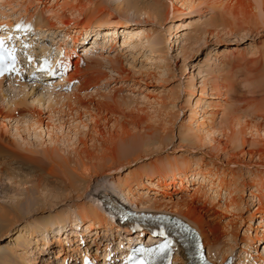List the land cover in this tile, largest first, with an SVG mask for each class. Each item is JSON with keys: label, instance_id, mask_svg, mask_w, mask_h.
I'll list each match as a JSON object with an SVG mask.
<instances>
[{"label": "rangeland", "instance_id": "374dc122", "mask_svg": "<svg viewBox=\"0 0 264 264\" xmlns=\"http://www.w3.org/2000/svg\"><path fill=\"white\" fill-rule=\"evenodd\" d=\"M92 1L15 0L10 6L0 1L2 2L0 11L3 12L4 17L9 16L8 19L11 22L14 19L25 20L32 16L30 18H33L35 22L42 19L48 20L50 25H56L57 21L53 19L56 16L70 19L71 23H74L83 15V20L88 23L89 13L85 14L92 9ZM135 1H138L137 6L146 10L153 4H159L158 7L154 6L158 10L156 19L148 20L143 16H137L132 9L126 15L131 20H137L138 23L124 26L125 22L119 21L112 24L113 26L104 25L99 29L96 26L98 20H93L88 31L91 33L85 34V37L81 36V39H85L95 33L101 36L104 32L113 33L112 39L117 45L107 49L111 53L108 55L110 54V58L117 59L120 63L116 65V69H113L106 64L105 60L95 58L100 60V64L102 63L99 70L102 75L107 76V79L89 85L87 93L85 92L87 99L85 103L88 104V100L94 104L109 103L113 109V113L104 114L113 120L109 123L100 122V133L102 131L101 134L104 137L100 138L96 145L104 147L105 141L114 142L115 145L120 144L121 141L117 138L108 141L110 138L108 134L110 131L114 133V130H118L121 123H124L129 138L127 142H122L121 146H127L130 143L129 149L120 151L118 155L114 153V161H111L112 154L103 153L100 148L94 150L91 156L85 154L91 151L90 141L87 147L77 143L73 148L71 144H65L66 146L63 145L65 149L61 144L55 147L48 146L49 149L57 148L51 156L58 163L60 161L59 164L63 165L64 170L67 168L68 176L77 177V172L75 173L72 169L74 167L79 169V159L86 165L89 173H92L88 189L80 181H77L75 188L71 189L67 187L68 185L54 183L53 179L44 181L43 171L47 173L48 166L41 150L46 146L31 147L29 149L34 150L35 153L29 154L24 151L23 145L14 143L16 138L13 137L10 127L6 132L0 130V212L5 213L9 219L8 222L0 219V244H10L15 247L13 239L23 229L30 230L36 226L41 229L46 226V231L41 234L27 235V247L24 250H18L16 254L24 258L25 263H31L34 259L38 262L37 264H43L42 261L49 258L53 264H61L63 257L55 259L59 256V248L57 244H53L59 237V231L51 227V222L57 221L59 213L71 211V219L67 218V233L62 232L65 250L59 254L67 256L73 254L74 258L70 260H74L72 262H76L75 264L86 251L93 254L94 258L105 259L117 249L120 242L123 243L125 236L130 234L134 236V234L126 228V225L120 227L123 231L121 234L119 229L109 230L112 226L111 222H109L110 226L105 224L87 232L85 228L89 222L83 224L77 221L80 217L78 210L90 206L103 209L101 203L97 201L98 195L103 193L111 196L116 204H126L135 210L138 208L139 211L148 210L142 206L136 207L132 203L191 202L205 216L206 224L201 227L206 236L203 240L207 250H212L213 254L219 252L224 255L231 249V255L235 257L237 264H260V260L264 258L263 255V258L261 256L262 249L264 251V153L242 155L240 148L235 149L237 146H234L235 150L233 146H226L224 149V144L229 142V137L232 136L226 126L228 122L225 119L224 109L235 107L242 111L264 97V0H190V3L185 2L186 0L181 2L179 0H131L133 3ZM103 2L111 7L116 6L118 2H123L125 5L128 3L126 0H103ZM139 27L150 31L151 35H160L166 39V43L162 45L166 52L162 62L157 55L150 54L145 42L143 48L138 46L133 52L124 51L119 53V56L113 53L120 50L123 38L127 37L125 36L127 32L123 30L131 31ZM63 34L62 28L55 26L54 29L46 31L41 41L36 39L35 42L32 39L36 44L33 55L36 58L44 54L53 57L57 47L59 50L66 46L67 49L64 48L63 53L65 52V56L70 58L71 63L73 62L67 76L70 79L69 76L75 72L77 59L81 58L84 63L88 60L86 53L84 52L85 55L82 53V48L89 44L88 42L85 44V40L80 39L77 41L78 44L73 45L68 42L65 45L66 40L63 41ZM177 36L181 38L178 39ZM92 37L91 41L95 40V37ZM178 41L180 45L177 44ZM99 51L106 54L104 50L99 49ZM97 56L98 54H95V57ZM217 64L224 66L223 71H219L218 74L215 70ZM24 68L26 69V66ZM220 73L224 75L222 82L226 88L223 89L225 93L220 91V96L204 98L210 103L218 102L220 108L213 121L218 131L215 136L217 143H209L201 136L202 134L198 133L202 128H194L195 124L193 128H190L188 122L190 114L195 110L201 116L197 121L199 124L204 123L207 116L214 112L206 108V105L200 112L201 87L204 78L210 75L220 78ZM6 85L7 83L5 87ZM37 85H39L38 82H26L24 85L25 93L29 94L26 97L28 102L31 100L35 102L40 96L42 88H38ZM76 86L77 81L70 90H65L68 87H59L57 91L70 95ZM14 87L19 85L14 84ZM230 89L232 95L228 93ZM80 96L82 98L84 92ZM13 98L12 94H8L7 100ZM71 99L73 100V97ZM2 102L0 97V109L8 110V106ZM28 107L34 110L33 106L27 105V109ZM36 108L41 111L39 120L44 122L42 125L46 133V126L49 123L47 118L51 114L46 109L37 106ZM91 110L92 115L89 117L95 116L97 121L100 120L101 117L94 114L93 108ZM79 112L83 113V111ZM260 115L264 117V113ZM57 117L72 123L71 117L66 116L65 113L55 115L54 118ZM202 118L204 121H201ZM114 119L118 120L116 123L119 125L114 124ZM82 120L92 126V122L83 114ZM245 121V125L264 123L251 117ZM103 125H106L105 128H102ZM64 130L66 134H69L68 125ZM223 132L228 134L225 135L226 133ZM26 136L30 138L23 133V137ZM58 136H61L60 133ZM44 137L49 139L47 135ZM244 137L249 142L264 144L263 134L256 136L247 132ZM30 139L34 143L37 142L33 136ZM75 149L79 155L75 154ZM244 149L248 151L249 147L245 146ZM177 173L179 176L175 177L174 174ZM203 178H208L214 185L221 184L223 188L217 189L208 183L200 185ZM34 184L40 187L37 192L30 191ZM77 222V226H73ZM193 227L200 233L196 226ZM67 237L71 241L70 244L65 240ZM135 241L129 242L135 243ZM46 242L49 244L47 250L43 248ZM68 245L76 251L69 252ZM106 248L108 249L105 251ZM222 255L217 256L220 261L223 258ZM72 262L68 264H73ZM173 264H180V262L175 260Z\"/></svg>", "mask_w": 264, "mask_h": 264}, {"label": "bare ground", "instance_id": "6f19581e", "mask_svg": "<svg viewBox=\"0 0 264 264\" xmlns=\"http://www.w3.org/2000/svg\"><path fill=\"white\" fill-rule=\"evenodd\" d=\"M0 1L4 2L7 6H10L11 3H13V1H15V0H0ZM126 1L128 2L126 5H125V3L123 4V2L122 3L118 2V4L116 6L111 7L109 5H106V3L103 2V0L98 1V2L93 0L91 2V4L93 3L92 9L89 10L88 12H86V14H85V15H87V13H89L87 20H89L90 23L89 22L87 23L85 20H83L84 19L83 15L82 16L80 15L82 18L80 20H75L77 22H74V23L73 22L71 23L72 20H70V19H62L61 17L56 16L53 18L55 21H57L56 25H53V24L50 25V22L48 20L46 21V20H42L40 18H39L40 20H38L37 21L38 23H37L34 21L33 18H30L32 16H30V17L28 16L29 18H27L25 20L23 19V20L25 22H28V21L31 22V26H30V28H32L31 32H33V35L36 37V39L38 41L40 39L41 40L44 39L43 37H44V34L46 33V31L52 30L55 28V26H57L59 29L62 28V30L64 31L63 41L66 40L65 45L68 42H71L73 45H75V44H78L77 41L80 40V38H82L81 36H86L87 33H88V35L91 33L88 31L91 27V22H93V20H98L96 26L99 27V29L102 28L104 25L113 26L112 24H114L116 22L119 23V21L125 22L124 26H132L133 24L138 23L137 20H135V21L131 20L126 15L127 12H129L132 9H133V12L137 16H143L148 20L156 19V16L158 15L157 7L159 4H157V3L155 5L153 4L152 7L150 6L151 8H148V10H146L144 8L141 9L139 6H137L138 1H135L134 3L131 2V0H126ZM179 1L181 2L182 0H179ZM185 2L190 3L191 1L186 0ZM154 6H157V7H154ZM3 15H4L3 12L0 11V27L4 25L7 27V30L11 29L12 26L14 25V22L18 21V19H19L18 18L17 20H15L13 18L15 21L12 20V22H11L8 19L9 16L4 17ZM2 18H4V19H2ZM85 18H86V16H85ZM150 22L152 23L153 21H150ZM65 31H67L69 33H67V32L65 33ZM123 31L127 32V33H125L126 34L125 36H127V37L123 38L122 46H121V48L119 47L120 50H118V52L117 51L113 52V53L117 54V56H119V53L120 54L124 53V51L125 52L126 51L127 52H133L136 50V48L138 46L140 48H143L144 47L143 43L145 42L148 45V50H149L150 54L157 55V58L161 62L164 60L166 52L164 51V48L162 47V45H164L166 43V39L162 38L160 35H157V36L153 35V34L151 35L150 31L146 30L143 27H139L138 29L131 30V31L127 30V29H125ZM29 33L30 32H26V33H23L22 35H29ZM112 35H113V33L111 34L110 32H104V35H102V36H101V34H98V33H95L93 35V36H97V37L92 42V47L90 48V51H88V50L85 51L86 56L88 57V60H86V62L84 63L81 61V58L77 59V61L75 62V65H76L75 72L72 73L71 76H69L70 79L67 77L68 76L67 69L69 68V65L71 63L70 58H68V56H65V54H64L65 52L63 53V51L61 49L58 50V47H57V52L54 55L55 58H53V61L51 64H53L54 62H58L59 64H62L64 66L62 70L65 72L67 71L66 76L63 74L62 79L60 78L57 80L58 83L53 79V77L51 79H49V78L45 79L46 76H45V78H41L42 81L39 82V85H37V86H38V88H42V91L40 92V96L38 97V99L35 102L33 100H31L30 102H28L26 100V97L29 94L25 93L26 90L23 89L24 85H25L24 81H23V83H21L23 76H21L19 78L17 77L15 80H12V79L0 80V97L3 100L2 104L4 103V105L8 106V110L3 111V109H0V130H4L6 132L7 128L10 127L11 131L14 134L13 137L16 138L15 139L16 141H14V143L16 145L18 144L19 146L23 145L24 151H26L29 154L35 153L34 150L29 149L31 147L39 148L41 146L42 147L46 146L44 149L41 150V153L45 157V160H46L47 166H48L47 173L45 171H43L45 174L44 181H48V180L53 179L54 183H56V184L61 183L64 186L68 185L67 187H70L71 189L75 188L74 185L76 184L77 181L78 182L80 181V182L84 183L86 186V189H88L89 188L88 184H89L90 180L92 179V176H91L92 173L91 172L89 173L88 168H86V165L82 164L81 159H79L80 162H78V166L80 164L79 169H78V167H74L72 169L73 171H75V173L77 172V177L68 176V174L66 172L67 168H66V170H64L62 167L63 165L59 164L60 161L58 163L51 156V153L56 152L55 149H57V148L49 149L50 146L55 147L56 145L58 146L61 144V146L64 148L63 145L71 144L72 148H73V146H75L77 143L78 145H82L83 147H87L88 141H90L92 143L91 144V151L85 152V154H87L88 156H91L92 152L94 150L96 151V149L100 148V151L103 150L102 151L103 153L108 152V153L112 154V155H110L111 161H114V158H115L114 153L118 155V154H120V151L128 150L129 149L128 147H130L129 146L130 143L127 146H123V145L121 146L122 142L123 143L127 142L128 138H129V135L125 129L126 127H125L124 123H121L120 128L118 130L117 129L114 130L115 131L114 133L110 131L111 133L109 132V134H108V136L110 137V138H108V141H113L114 139L117 138L119 141H121L120 144L115 145V144H113L114 142L113 143L112 142L107 143V141H105L106 145L104 147L97 146L96 144L98 143V141H100V138L104 137L101 134L102 131L100 133V127H101L100 122L101 121L103 123H105V121H107L108 123L111 122L113 119H111L107 115L104 116V114L105 113H113L112 112L113 109H111V106L109 105V103H100L99 102V103L94 104L89 100L87 101L88 104L85 103V101L87 100L86 96H85V92L89 89V85H91V83H93V82L99 83V82L103 81L104 79L105 80L107 79V76H104V74L102 75L100 70H99L102 66V63L100 64V60H98V59L101 58V60H105L106 64H109L110 68H113V69H116V65H118L120 63V61H117V59L114 60V59L110 58L108 55V53H110V50H107V49L113 48L117 45L114 42V39H112ZM30 36H32V35H30ZM177 37H178V39L181 38V36H177ZM37 40L34 39L35 42ZM34 41H32V39H31V41H29L30 48L27 51V56L29 54L35 58L36 56L32 55L33 54L32 48L36 47V44L33 43ZM179 43L180 42L178 41L177 44L180 45ZM89 45H91V44H89ZM89 45H87V47ZM98 48L101 49L102 51L103 50L106 51L105 52L106 54L101 52V53H98L97 57H95V54H96L95 51ZM60 53L63 55L61 58H59V56L61 55ZM73 57H75V56H73ZM95 58H98V59H95ZM32 65L33 64H31L30 67H33L34 70H37L36 64H34L33 66ZM215 66H216L215 70H217L216 74H218L219 71L222 72L224 69L223 65L217 64ZM237 66H239V65H237ZM232 70H234V69H232ZM23 72L27 73L25 70ZM227 73H229V72H227ZM220 74H221L220 78H217L216 75L215 76L210 75V76H207L206 78H204L203 82H202L203 84L201 87L202 101L199 102V105L202 104L201 105L202 107L200 109L199 108L198 109L201 112L204 110V108H205L204 106L206 105V108H210L214 112L211 111L212 113H210V114L208 113L209 115L205 119V122L204 123L202 122V124L201 123L199 124V122H197V121L199 120V118L201 116L199 115L198 111L195 110V112L190 114V116H189L190 120L188 122L190 128H193L192 126L194 124H195L194 128H202L201 130L198 131V133L202 134L201 136L204 139H206L207 142L209 141V143L210 142L211 143H217L215 136L218 133V131L215 128L216 123H214L213 121H214V118L217 114L218 109H220V108L217 104L218 102L217 103H214V102L210 103L207 100H205L204 98L214 97V95L220 96L221 95L220 91L224 92L223 89L225 88V85L222 82L224 79V77H223L224 75H222V73H220ZM87 76H88V78H87ZM231 77H233V76H231ZM71 80H74L75 84L77 81L76 89L74 88L73 93L70 94L72 96L62 94V93H59L57 91V89L59 87L67 88L66 86L70 83ZM226 80H225V82H226ZM45 81H47L48 84H46V83L44 84L43 82H45ZM54 82H56V83L54 84ZM5 83H7V85H6L7 87H5ZM232 83H235V82H232ZM246 83H247V81H246ZM14 84H15V86L19 85V87L15 88ZM56 85H58V86L56 87ZM235 86H237V84ZM18 89H20V90H18ZM254 90H256V89H254ZM83 92H84V96L81 98L80 94ZM228 93L231 94V89H230V92L228 91ZM8 94L9 95L12 94L14 96V98L7 100ZM246 94H244V95H246ZM222 95H224V94H222ZM242 96H243V94H242ZM72 97H73V100L71 99ZM227 97H229V96H227ZM251 97H253V96H251ZM235 103H237V102H235ZM27 105L33 106L34 110L30 109L29 107L27 109ZM36 106L41 107L42 109H46L48 111V113L51 114L47 118L49 123H48V126H46L47 127L46 133H44V127L42 125L43 121L41 122L39 120L41 111L37 110ZM117 107H119V106H117ZM91 108H93L94 114H97V116L101 117L100 120L97 121V119H95V116L89 117L92 115ZM238 109H235V107L224 109L226 112V115H225L226 118L225 119L227 120L226 122H228V124H226V126H227L229 132L232 133L231 137L228 136L229 142H226L224 144L225 145L224 149H226V146H228V147L233 146V149L237 146L235 149L240 148L242 155H245L246 153H248L249 155H255V154L261 155V154H263L264 153V144L261 142H255V141L249 142L245 138L246 136L244 137V135H246L247 132L250 134H253V135L255 134L256 136H260L261 134L264 135V123L263 124H256V125H245V123H246L245 119H247L248 117H251L252 119L257 118L258 120H261L262 122L264 121V117L260 115V113H262V114L264 113V97H262V100H260L258 103H255V104L253 103V105H248L242 111H239ZM63 110H67V111H63ZM79 111H83V113H81ZM73 112L75 113L74 115L72 114ZM60 113H65L66 116L71 117L70 120H72V123L69 121L68 122L64 121L62 118H59V117L54 118L55 115L56 116L58 114L60 115ZM82 114H83V116L88 118V120H90L92 122V126H89L88 123H86L87 122L86 119H85L86 122H84L82 120ZM254 114H255V116H254ZM111 115H113V114H111ZM252 116H254V117H252ZM52 118L54 120H52ZM201 121H204V119ZM116 122H118V120L114 119V124H118ZM253 122H254V120H253ZM242 123H244V125ZM67 125L69 126V134H66L65 130H64V128H66ZM105 126L106 125H103L102 128H105ZM23 133L30 136V138L33 136L35 138V140H37V142L34 143L33 141H31L30 138H27V136L23 137ZM59 133L61 136H58ZM72 133H73V135H72ZM221 133L222 132H220V134ZM227 134L228 133H226L225 135H227ZM236 134H239V135L236 136ZM46 135L48 136L49 139H47V137H44ZM77 135H78V137H77ZM73 138L75 139V142L73 141ZM76 138H77V142H76ZM257 139H258V137H257ZM137 145L138 144H136L135 146H137ZM245 146L249 147L248 151H246L244 149ZM125 147L127 149H124ZM74 152H75V154L79 155V153L76 152V149L74 150ZM72 170H71V172H73ZM88 173H89V175H88ZM62 174H63V176H62ZM174 175H175V177L179 176L178 173L174 174ZM173 182H174V180H173ZM200 183H201L200 185H202L203 183L204 184L208 183V184H210V186L213 185L217 189H220L222 187L221 184L216 183V185H214L213 183H211L209 181L208 178L201 179ZM32 188L33 189L30 190L31 192L32 191L37 192L38 190H40L39 189L40 187H38V184H34ZM192 195L194 196V194H192ZM97 201H99L101 203V205L103 206L102 207L103 209L93 208L92 206H90V207L84 208L82 210H78L80 217L77 219V221H80L83 224H85L86 222L87 223L89 222L88 223L89 225L86 226V228H85V231H87V232L90 231L92 228L100 227L102 225L104 226L105 224L107 226H110L109 222H111L112 226L110 227L109 230L112 231V229L113 230L119 229L118 231L121 234V232H123V231L120 230V227L121 228L123 227L121 225V222L123 219H121L120 215L115 211H112V216H109V214H111L110 213L111 211H109V210H112L113 207L114 208L118 207V204L113 202L114 200L111 196H108L107 194H103V193L102 194L100 193L98 195ZM133 204L136 207H138V206H142V208L145 207L148 211L154 212V213L163 211L166 213H170V216H172V217L175 214L176 216L185 219L186 222H188L190 225L192 224L193 226H196L198 228V230L200 231L203 239H206L205 238L206 236L202 232V227H201L202 225L206 224V221L204 219L205 216L199 210H197L191 204V202L190 203L182 202V203H173V204H166V203L165 204H163V203H161V204L156 203L155 204V202L150 203L147 201V202L142 203L140 201L138 203L134 202V203H132V205ZM137 211H139L138 208H137ZM70 213H72V212L71 211H65L63 213H59L58 214L59 216L57 215L58 216L57 221L56 220H53L52 222L50 221L51 227H54L55 229H57V232L59 231L58 232L59 237L57 238V240L54 241L53 244H57V246L59 248V252H58L59 256L55 259H58L59 257H63V261L61 264H65V263L68 264V261L70 263V261L71 262L73 261L70 259L74 258L73 254L70 256H67L64 254H59L65 250L63 247V238L64 237L62 235V232L66 231V228H67L66 225L68 224L67 218L71 219ZM114 217H115V220H114ZM7 218H8V216L5 213L0 212V219L1 220H6V222H8L9 219H7ZM111 218L115 222H113V220ZM114 223H116V226ZM77 224H78V222L75 223L73 226L76 227ZM45 227L46 226L41 227V229H40L39 226H36L35 228H32L30 230L29 229H23L13 239V241H15V247L10 246V244L9 245L8 244H0V264H22V263L23 264H37L38 262L37 261L35 262L34 259L31 261V263H27V262L25 263V261L23 260L24 258H21L16 253L18 250H22V249L24 250L27 247L26 246L27 245L26 241H28L26 238L27 235L30 234V236H31V235H35L38 233L41 234V232L43 233L46 231ZM126 228L131 233H134V232H132V230L127 225H126ZM66 233H67V231H66ZM143 233H145V232H143V231L138 232L137 231L134 234V236L136 234L141 235ZM132 236L133 235H131V234H130V236H127V237H129L128 238L129 241L130 240L131 241L136 240V239L138 240V238L133 239ZM65 240L68 241V244L71 243V241L68 237ZM82 241H84V240H82ZM47 243L48 242H46V244L44 243V247H43L46 250L49 248V244H47ZM126 243H125V246H123L124 249L126 248ZM129 244L132 245L131 242H129ZM69 246L70 245H68V251L69 252H75L76 251L75 248L72 249ZM121 246H122V244H121ZM11 247H13V248H11ZM107 249L108 248H106L105 251ZM263 253H264V251H263ZM211 254H212V250L208 249L209 259L213 260V257ZM219 254L222 255V253H219V252H218V254L216 253L215 255L218 256ZM229 254H231V249L227 250L224 253V255H222L223 256L222 260L221 261L219 260L217 264H222L225 261L226 256ZM262 254H261V256H262ZM13 255H15V257H13ZM89 255H90L89 253L86 254L87 257H89ZM90 256H93V254ZM125 258H126V256L123 258V260ZM262 258H263V256H262ZM175 260L179 261L180 264H187V262L184 261L185 257L183 256V252H180L179 256L176 257ZM260 261L262 262L263 259ZM42 262H43V264H53V262H51L49 258L43 260ZM235 264H237L236 261H235Z\"/></svg>", "mask_w": 264, "mask_h": 264}]
</instances>
